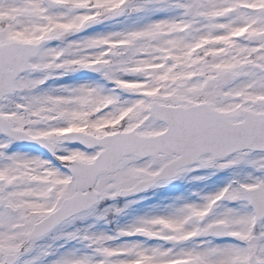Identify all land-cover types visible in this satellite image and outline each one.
Listing matches in <instances>:
<instances>
[{"label":"snow or ice","instance_id":"snow-or-ice-1","mask_svg":"<svg viewBox=\"0 0 264 264\" xmlns=\"http://www.w3.org/2000/svg\"><path fill=\"white\" fill-rule=\"evenodd\" d=\"M0 264H264V0H0Z\"/></svg>","mask_w":264,"mask_h":264},{"label":"rangeland","instance_id":"rangeland-1","mask_svg":"<svg viewBox=\"0 0 264 264\" xmlns=\"http://www.w3.org/2000/svg\"><path fill=\"white\" fill-rule=\"evenodd\" d=\"M196 174L197 173H193V175H196ZM228 177H229L228 171H221L217 174L216 179H214L212 181V182H215L214 184L212 182L210 184H208V182H206V181H192V182H190V177H186L182 180H179L178 182L175 181V183L178 185H176V184L171 185L169 190H168L169 192H167V194L165 196H163V197L159 196V197H157V198H155L149 202L147 201L148 197L143 196L145 198L142 199L139 204H136V205H138V207H134L135 205L132 206V215L130 213H127L129 210L128 209L124 215L118 217L117 219H118L119 223L123 224V223L129 221L130 219H132L134 216L143 213L149 207L153 206L156 202H159V201H165L166 202V198L176 196V195H180V194L187 195L188 192H190L194 189H200L204 192L215 191L217 188L223 186V184L226 182ZM187 183L192 184L191 189L187 186Z\"/></svg>","mask_w":264,"mask_h":264}]
</instances>
